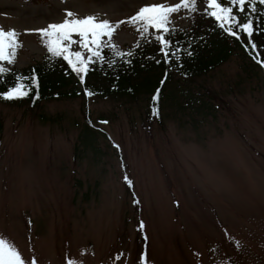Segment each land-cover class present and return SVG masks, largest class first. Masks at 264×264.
Here are the masks:
<instances>
[{"label": "rangeland", "instance_id": "rangeland-1", "mask_svg": "<svg viewBox=\"0 0 264 264\" xmlns=\"http://www.w3.org/2000/svg\"><path fill=\"white\" fill-rule=\"evenodd\" d=\"M179 2L0 0V28L18 34L20 67L47 49L32 30L61 23L65 9L116 24ZM172 20L187 23L180 12ZM137 29L120 24L112 38L129 44ZM248 62L233 54L191 79L175 74L202 97H164L161 123L146 115V94L0 101V238L37 264H264V68Z\"/></svg>", "mask_w": 264, "mask_h": 264}, {"label": "trees", "instance_id": "trees-1", "mask_svg": "<svg viewBox=\"0 0 264 264\" xmlns=\"http://www.w3.org/2000/svg\"><path fill=\"white\" fill-rule=\"evenodd\" d=\"M203 9L201 8L200 11L185 18L187 22L185 25H179L173 20L178 31L166 38L172 41L171 47L173 49L179 47L186 51L178 53L177 56L172 58L171 63H165L159 42L151 38L144 39L140 32L134 41L126 45H120L112 38V43L117 46L118 50L125 53L128 51L133 52L132 57H124V60L130 59L131 63H124L119 57L115 56L113 50L105 48L102 55L117 60L118 63L113 67H108L105 62L90 64L89 71L81 74L84 77L82 83L67 61L62 58L51 57L47 49L38 59L31 60L26 65L17 66L16 62L21 53V46L17 50L15 63L7 67L9 71L0 76V93L14 86V82L17 81L18 77L22 78L20 82L24 83H30L31 81L23 78L35 77L38 82L39 98H36L37 89L33 87L27 97L14 100L0 98V101L7 104L37 107L46 100L74 97L84 99L88 96L85 94V89L93 93L91 96L101 98L125 97L135 100L140 95L146 94L148 95L146 115L161 123L163 121L162 105L164 97L177 92L179 97L182 96L185 100L202 97V93H195L187 83L178 81L174 83L175 78L173 76L175 74L182 77L183 80L191 79L196 75H202L212 70L233 54L240 55L243 60L248 58L249 62L247 64H251L248 66L249 69L253 66L258 67L256 64L264 68V64L260 63V61H264V5H257V12L261 15L258 21H254V27L257 30L253 32L251 37V40L257 46L258 56L255 55V52L250 54L249 40L246 35H241L239 40L232 37L218 27L220 22L203 15ZM208 11H211V9H208ZM179 12L184 17L186 16V10L181 9ZM240 22L243 23L244 21L240 20ZM134 26L137 27L138 25ZM40 37L44 41L42 35ZM104 39L107 40L106 37ZM19 42L21 44L20 39ZM246 45H249L248 49H246ZM187 51H191L193 54L188 56ZM157 61L160 62L157 63ZM169 85L170 88H168ZM157 89H159V99L154 103L152 97L156 94ZM203 101L205 106H208L207 101L204 99L200 101V104H203ZM209 106L211 107L210 103ZM153 107L158 109V114H153ZM83 109L86 122L82 127V137L84 136V141H90L94 133V130H92L94 127L91 124L89 107L85 106ZM38 117L43 121H56L61 118V114L52 115L40 111Z\"/></svg>", "mask_w": 264, "mask_h": 264}, {"label": "snow or ice", "instance_id": "snow-or-ice-1", "mask_svg": "<svg viewBox=\"0 0 264 264\" xmlns=\"http://www.w3.org/2000/svg\"><path fill=\"white\" fill-rule=\"evenodd\" d=\"M264 5V0H206V7L203 9V15L214 18L215 21L220 22L218 27L230 34L236 39H240L241 35H246L249 40L250 54L256 52L257 46L251 40L253 32L257 29L254 27V21H258L260 13L257 12V5ZM238 6V12L244 14V22H240V16L234 13V7ZM247 6V12H246ZM212 9L208 11V9ZM181 9L186 10L188 18L192 13L200 11L198 7V0H180L179 3L168 5L166 3L145 5L127 21H118L113 24L107 19L100 20L95 15H88L83 18L70 10L65 9V18L61 23L49 24L46 28L35 29L32 31L38 32L44 38L48 53L53 58H62L67 61L68 65L83 82V75L89 71V65L98 62H105L108 67H113L117 60L105 57L102 52L105 48L113 50L116 57H119L124 63H131V60H124V57H132L133 52L127 53L117 49V46L112 43V37L120 24L131 22L138 25V31L144 39H154L161 45L160 51L164 55L165 63H171L172 58L178 53L185 52V49L171 47L172 41L167 39V36L172 35L178 29L172 20V14L179 12ZM27 31V30H26ZM77 36L78 39L73 37ZM107 37V40L104 38ZM77 45L81 50H72V45ZM246 45V49L249 48ZM22 45L19 42L18 34L14 29L4 31L0 28V76L8 72L9 69L3 62L14 64L17 55V50ZM190 47V45H189ZM85 51L87 55L85 56ZM193 53L187 51V55L191 56ZM255 58V56H254ZM160 61H157L159 63ZM264 64V61H260ZM22 78H17L14 86L8 88L3 93H0V98L7 100L22 99L29 96L33 87L37 89L36 98H39L38 82L35 77L23 78L29 79L30 83L20 82ZM85 94L88 96L93 93L85 89ZM159 99V89L152 97L155 103ZM154 115L158 114L156 107L152 108ZM106 123V122H105ZM129 184L131 181L125 177ZM139 203V201H135ZM31 222L29 221V224ZM143 222L140 223V228H143ZM238 245V242H237ZM212 251H215L214 249ZM118 255L116 259L118 260ZM143 259V257H141ZM0 264H37L35 258L31 261H26L15 245L4 238H0ZM67 264H82L80 261L68 259ZM228 264V262H225Z\"/></svg>", "mask_w": 264, "mask_h": 264}]
</instances>
